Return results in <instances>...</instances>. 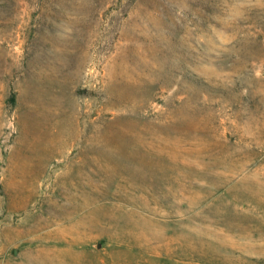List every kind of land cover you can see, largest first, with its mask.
Listing matches in <instances>:
<instances>
[{
    "label": "rangeland",
    "instance_id": "obj_1",
    "mask_svg": "<svg viewBox=\"0 0 264 264\" xmlns=\"http://www.w3.org/2000/svg\"><path fill=\"white\" fill-rule=\"evenodd\" d=\"M0 264H264V0H0Z\"/></svg>",
    "mask_w": 264,
    "mask_h": 264
}]
</instances>
